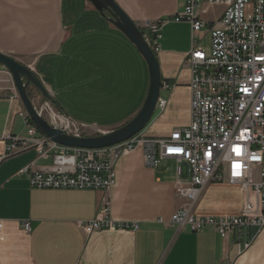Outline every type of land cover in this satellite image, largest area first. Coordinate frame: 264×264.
I'll use <instances>...</instances> for the list:
<instances>
[{"label": "crops", "instance_id": "obj_1", "mask_svg": "<svg viewBox=\"0 0 264 264\" xmlns=\"http://www.w3.org/2000/svg\"><path fill=\"white\" fill-rule=\"evenodd\" d=\"M114 2L141 32L145 21L167 20L155 39L158 49L152 50L161 76L159 98L166 105L155 107L138 133L166 138L190 121L186 61L191 27L170 20L185 0ZM223 10L222 5H204L199 14L211 22ZM196 36L203 39L195 44L208 49L203 44L209 40L208 26ZM0 53L41 76L54 102L44 100L84 125V136L127 122L148 92L143 56L88 0H0ZM16 93L11 74L0 65V264H264V228L249 229L250 244L240 251L234 236L222 238L211 227L198 232L171 227L168 220L184 203L175 193L176 161L164 158L148 167L140 146L115 161V182L107 192L31 188V174L52 170L53 152L39 156L28 146L5 156V134L27 136L19 115L25 110ZM24 167L26 172L19 174ZM106 198L110 218L136 222L138 228L90 234L80 229L79 221L102 216ZM244 200L239 185L211 181L192 211L197 216L237 215ZM23 221L30 222L29 233Z\"/></svg>", "mask_w": 264, "mask_h": 264}, {"label": "built area", "instance_id": "obj_2", "mask_svg": "<svg viewBox=\"0 0 264 264\" xmlns=\"http://www.w3.org/2000/svg\"><path fill=\"white\" fill-rule=\"evenodd\" d=\"M204 5H222L224 10L218 19L206 22L199 14ZM170 20L185 21L191 27L186 61L190 70V121L186 127L174 129L166 138L148 139L136 134L109 147L86 149L52 142L22 111L19 115L27 136L5 134V156L28 146L34 147L39 156L53 152L52 170L31 174V188L105 192L115 182V161L138 146L148 167L174 158L175 193L184 203L168 224L177 230L187 226L192 232L211 227L222 238L234 236L241 251L250 244L247 231L264 228V0H185L183 9ZM166 21H145L142 25L153 51L158 49L155 39ZM204 26H208V49L195 44L203 39L196 35ZM165 105L166 101L158 98L156 108L162 110ZM34 108L53 128L74 137L84 136L85 126L64 116L51 103L42 101ZM26 170L24 167L19 174ZM211 181L239 185L245 200L237 215L193 213V205ZM108 203L106 198L102 216L79 221L78 227L86 234L138 228L136 222L110 218ZM22 228L29 233L30 222L23 221Z\"/></svg>", "mask_w": 264, "mask_h": 264}, {"label": "water", "instance_id": "obj_3", "mask_svg": "<svg viewBox=\"0 0 264 264\" xmlns=\"http://www.w3.org/2000/svg\"><path fill=\"white\" fill-rule=\"evenodd\" d=\"M94 7L118 28L136 46L143 56L149 73V87L146 98L138 112L127 122L117 128L104 131L92 136L74 137L50 126L36 112L29 97L28 88L33 86L43 99L54 102L43 87L40 79L25 65L3 53H0V65L12 76L16 92L22 102L24 110L29 115L37 130L52 142L67 147L98 149L123 142L141 132L149 123L154 113L161 88V76L155 53L145 40L139 28L118 7L114 0H88Z\"/></svg>", "mask_w": 264, "mask_h": 264}, {"label": "rangeland", "instance_id": "obj_4", "mask_svg": "<svg viewBox=\"0 0 264 264\" xmlns=\"http://www.w3.org/2000/svg\"><path fill=\"white\" fill-rule=\"evenodd\" d=\"M203 44L205 46H208L209 44V40L206 39ZM206 49V48H205ZM37 76V75H36ZM39 77V76H38ZM40 81L42 80L41 76L39 77ZM28 94H29V97L33 103L34 106H37L39 107L40 106V103H42V101H45L42 97V95L39 93V91H37L33 86H29L28 88ZM21 123H20V129H21Z\"/></svg>", "mask_w": 264, "mask_h": 264}]
</instances>
